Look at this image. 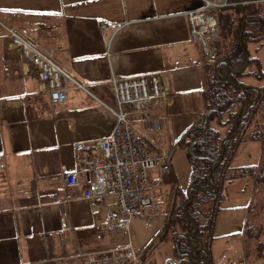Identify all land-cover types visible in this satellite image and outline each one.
<instances>
[{
	"label": "crops",
	"instance_id": "obj_1",
	"mask_svg": "<svg viewBox=\"0 0 264 264\" xmlns=\"http://www.w3.org/2000/svg\"><path fill=\"white\" fill-rule=\"evenodd\" d=\"M202 4L0 0V264H85L82 254L113 248L112 238L97 239L95 225L118 210L112 196L102 204L65 201L63 184L64 174L75 169L77 144L84 145L85 155L100 157L97 145L111 133L113 115L73 87L65 103L52 107L46 84L27 75L15 56L8 28L43 50L54 49L63 69L110 105L112 77L160 73L167 94L148 109L151 126L128 108L159 151L177 146L196 115L205 111V64L211 59L192 42L186 16ZM79 180L86 182L83 175Z\"/></svg>",
	"mask_w": 264,
	"mask_h": 264
},
{
	"label": "trees",
	"instance_id": "obj_2",
	"mask_svg": "<svg viewBox=\"0 0 264 264\" xmlns=\"http://www.w3.org/2000/svg\"><path fill=\"white\" fill-rule=\"evenodd\" d=\"M230 1L249 3L214 11L220 35L225 40L232 41L233 39V42L230 49L223 55L222 50L214 61H206V83L202 94L205 111L196 115V122L176 141L177 146L188 149L191 165L188 184L190 191L185 194L186 203L184 205L171 207L167 222L159 230L158 235L156 234L155 240V242L158 239L163 242H174L176 262L173 261L174 263L171 264H213L212 243L216 239L214 228L217 215L223 209L221 203L223 204L222 201L225 198L226 185L235 179L244 177L253 178L256 187L264 184V167H262L264 166V155L258 168L235 170L231 167L237 147L241 142L259 141L264 147L263 139L252 136L245 138L247 130H250L249 126H254L259 104L264 98V63L258 54H255L257 57L253 55V52L257 53L264 47V40L249 39L250 33L246 31V22L252 20L249 19L253 16L252 14H259L264 18V13L249 9V5H253L256 0ZM235 14H238L237 20H235ZM220 22L229 24L230 29L226 30V35L224 32L221 33L223 30H221ZM233 24L237 25L236 30L231 28ZM252 24L251 26H256L258 23ZM258 26L257 31L259 32L263 27L260 24ZM247 59L249 64L244 70ZM215 62H219L217 66L219 75L215 73ZM247 78L253 79L256 83L246 82ZM257 89L260 90V94L254 100L258 95ZM225 115L228 116L226 121L223 120ZM236 119H238V134L234 139L225 141L222 156L221 143L235 133ZM214 121L216 124L212 125ZM230 124H232L231 128ZM223 126L229 128L227 134H223L220 130ZM210 174L211 184L208 179ZM174 183L175 193L182 190L176 181ZM254 205L251 204V206ZM178 222L183 224L181 232L176 228ZM251 224H246L245 235L253 239L249 236V230L253 227ZM152 246L154 243L146 248L147 251H150Z\"/></svg>",
	"mask_w": 264,
	"mask_h": 264
},
{
	"label": "built area",
	"instance_id": "obj_3",
	"mask_svg": "<svg viewBox=\"0 0 264 264\" xmlns=\"http://www.w3.org/2000/svg\"><path fill=\"white\" fill-rule=\"evenodd\" d=\"M229 5L227 0H205L203 8L188 13L191 38L200 44L206 54L214 55L219 50L218 24L209 9ZM8 33L11 38L10 46L15 56L21 60L25 73L35 75L46 84L52 106L66 102L71 85L97 99L88 85L62 68L54 49L43 50L13 28H9ZM111 83L115 106L100 102L115 117V125L111 134L98 142L101 156H78L75 169L64 175L66 201L86 199L102 203L106 196L116 197L119 212L110 214L107 221L97 227L98 231L107 232L128 229L129 222L134 217L152 210L155 199L149 192L150 174L157 171L165 175L171 169L168 156L152 152L147 138L138 133L124 110L128 105L143 112L153 101L163 97L165 88L159 75H142L131 79L113 77ZM146 117L151 121L149 115ZM76 149L83 152L84 145L78 144ZM81 175L85 176V186L79 180ZM148 222L153 225L157 223L150 215ZM129 238L132 239L131 233ZM86 258V264H140L139 256L132 248L91 252Z\"/></svg>",
	"mask_w": 264,
	"mask_h": 264
},
{
	"label": "rangeland",
	"instance_id": "obj_4",
	"mask_svg": "<svg viewBox=\"0 0 264 264\" xmlns=\"http://www.w3.org/2000/svg\"><path fill=\"white\" fill-rule=\"evenodd\" d=\"M250 10H257L264 13V0H256L253 5H249ZM262 9V10H261ZM235 14V20H237ZM250 16L246 22L249 39L264 40V18L259 14ZM258 23L256 26L252 23ZM261 25V31H257L258 25ZM227 25V26H226ZM226 26V27H225ZM221 33L230 29L229 24H222L220 22ZM236 30L237 25L231 26ZM233 42L225 40L220 35L219 45L223 49L222 55L230 49ZM220 53V54H221ZM259 55L264 63V47L253 55ZM255 55V56H256ZM257 57V56H256ZM247 80V79H246ZM254 82L253 79L249 78ZM264 97V96H263ZM264 100V98H263ZM259 104L257 110V117L254 126H249L245 138L252 136L253 138L264 140V102ZM227 115L223 116L226 121ZM214 121L212 125H215ZM257 124V125H255ZM230 124V128H231ZM223 134H227L228 127H220ZM225 136V135H224ZM168 156L171 171L169 175L162 176L159 172L154 171L149 177V192L154 196L156 208L147 210L142 216L134 217L128 225V229H115L110 232H103V240L112 238L113 248H132L136 254H140L147 248L153 236L158 232L161 226H152L148 223V215L154 216L162 215L168 216L171 207H181L186 203V190L191 176V165L188 157V149L174 144H168L166 149L162 150ZM262 155H264V148L261 143L256 141H243L238 147L234 155L233 167H258L260 165ZM264 160V159H263ZM264 167V166H262ZM259 175V174H258ZM167 178L173 180L169 181ZM181 187L182 190L175 193V183ZM184 199V200H183ZM222 211L217 215L214 234L216 239L212 243L213 264H264V184L259 187L255 186L254 180L251 177L238 178L225 187V198L223 199ZM182 203V204H181ZM255 204L251 206V204ZM250 204V206H249ZM163 221V217L157 218ZM246 222L252 223V228L249 230L250 239L244 236V228ZM183 224L178 222L176 224L177 231L181 232ZM129 232H132L133 238H129ZM154 241L156 240V237ZM105 239V240H106ZM102 241V240H101ZM174 242L157 240V243L151 247L150 255L152 256L151 264H167V261H176ZM215 255V256H214ZM174 263V262H173Z\"/></svg>",
	"mask_w": 264,
	"mask_h": 264
},
{
	"label": "water",
	"instance_id": "obj_5",
	"mask_svg": "<svg viewBox=\"0 0 264 264\" xmlns=\"http://www.w3.org/2000/svg\"><path fill=\"white\" fill-rule=\"evenodd\" d=\"M248 64H249V61H248V59L246 60V65H245V68H244V70L248 67ZM215 73L217 74V75H219V73H218V69H217V64L215 65ZM257 91H258V95H257V97L254 99V100H256L258 97H259V94H260V90L259 89H257ZM253 100V101H254ZM237 120L238 119H236L235 120V122H234V124H235V133L233 134V135H231V136H229V137H227V138H225L223 141H222V143H221V148H222V156H223V153H224V143H225V141L227 140V139H234L235 137H236V135L238 134V127H237ZM210 176H211V174L209 175V177H208V179H209V183L211 184V182H210ZM190 191V189H188L187 190V193ZM203 247V245L201 244V248ZM169 263V262H168ZM167 263V264H168Z\"/></svg>",
	"mask_w": 264,
	"mask_h": 264
}]
</instances>
